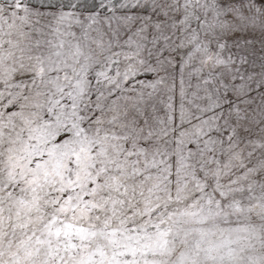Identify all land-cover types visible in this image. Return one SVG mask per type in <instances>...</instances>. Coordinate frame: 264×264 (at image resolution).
I'll list each match as a JSON object with an SVG mask.
<instances>
[{"label":"snow or ice","instance_id":"obj_1","mask_svg":"<svg viewBox=\"0 0 264 264\" xmlns=\"http://www.w3.org/2000/svg\"><path fill=\"white\" fill-rule=\"evenodd\" d=\"M0 264H264V0H0Z\"/></svg>","mask_w":264,"mask_h":264}]
</instances>
